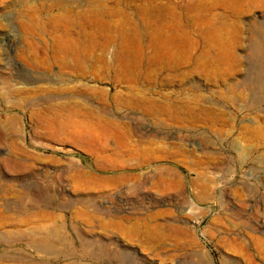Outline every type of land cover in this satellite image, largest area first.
I'll list each match as a JSON object with an SVG mask.
<instances>
[{
  "label": "rangeland",
  "instance_id": "obj_1",
  "mask_svg": "<svg viewBox=\"0 0 264 264\" xmlns=\"http://www.w3.org/2000/svg\"><path fill=\"white\" fill-rule=\"evenodd\" d=\"M0 264H264V0H0Z\"/></svg>",
  "mask_w": 264,
  "mask_h": 264
}]
</instances>
